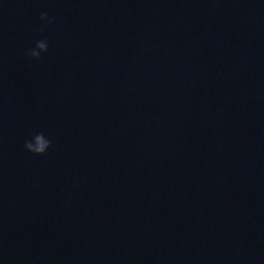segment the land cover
<instances>
[{
    "label": "water",
    "instance_id": "1",
    "mask_svg": "<svg viewBox=\"0 0 264 264\" xmlns=\"http://www.w3.org/2000/svg\"><path fill=\"white\" fill-rule=\"evenodd\" d=\"M0 264H264V0H0Z\"/></svg>",
    "mask_w": 264,
    "mask_h": 264
},
{
    "label": "clouds",
    "instance_id": "2",
    "mask_svg": "<svg viewBox=\"0 0 264 264\" xmlns=\"http://www.w3.org/2000/svg\"><path fill=\"white\" fill-rule=\"evenodd\" d=\"M41 21H47L48 24L55 22V18H50L46 12L41 13ZM43 31V28L39 29ZM48 41L47 39H42L36 42L35 48H31L26 52V57L29 59L40 60L41 53L47 52ZM51 147V140L47 139L43 133H37L32 137L30 141L25 142V148L33 153L34 155H43Z\"/></svg>",
    "mask_w": 264,
    "mask_h": 264
}]
</instances>
